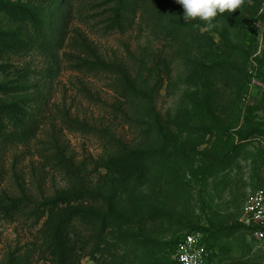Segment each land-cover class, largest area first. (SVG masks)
Listing matches in <instances>:
<instances>
[{"label":"rangeland","instance_id":"rangeland-1","mask_svg":"<svg viewBox=\"0 0 264 264\" xmlns=\"http://www.w3.org/2000/svg\"><path fill=\"white\" fill-rule=\"evenodd\" d=\"M182 15L175 0H0V86L22 88L0 106L25 110H0L19 126L0 136V264H174L196 228L208 264H264L239 222L264 189V0L213 27Z\"/></svg>","mask_w":264,"mask_h":264},{"label":"built area","instance_id":"built-area-1","mask_svg":"<svg viewBox=\"0 0 264 264\" xmlns=\"http://www.w3.org/2000/svg\"><path fill=\"white\" fill-rule=\"evenodd\" d=\"M239 222L264 249V189L255 190L241 208ZM206 235L200 230L183 234L174 247V264H208Z\"/></svg>","mask_w":264,"mask_h":264},{"label":"clouds","instance_id":"clouds-1","mask_svg":"<svg viewBox=\"0 0 264 264\" xmlns=\"http://www.w3.org/2000/svg\"><path fill=\"white\" fill-rule=\"evenodd\" d=\"M242 0H175L183 9L184 20H200L213 27V19L218 14L232 13L238 9Z\"/></svg>","mask_w":264,"mask_h":264},{"label":"trees","instance_id":"trees-1","mask_svg":"<svg viewBox=\"0 0 264 264\" xmlns=\"http://www.w3.org/2000/svg\"><path fill=\"white\" fill-rule=\"evenodd\" d=\"M2 49H4V46L0 43V50H2ZM260 78L264 81V75H260ZM19 89H22V88H10V87H6V86H0V94L6 95V94L11 93L12 91H17ZM20 106H21V104H17V103H13V104H9V105H2V106H0V110L3 113H6V114L13 116L14 118H15L16 113H18V115L21 118H23L25 115V110H21ZM16 117H17V115H16ZM14 118H12V119H14ZM4 119H6V118H4ZM17 120L18 119H16L14 122L17 123ZM0 131H1L0 136H2L3 139H6V138L13 137L14 135H16L19 132V126H15V125L11 126L8 122L7 123L5 122L3 124V126H1ZM0 140H2V138H0ZM183 151H185V150L182 148L181 144H177L174 147H173V145H167V147L165 149V154L169 155V156L171 155L174 157H180L183 154ZM40 204L36 203V207L40 206ZM193 230H200L206 235L205 242H206V246L208 248L210 234L207 231L200 229V228H196ZM180 237L176 239L175 245L178 242V240L180 239Z\"/></svg>","mask_w":264,"mask_h":264}]
</instances>
